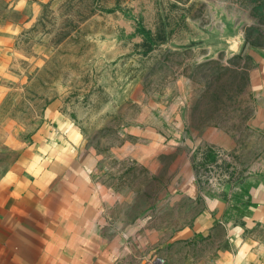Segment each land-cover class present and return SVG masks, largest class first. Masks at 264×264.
Instances as JSON below:
<instances>
[{
  "label": "rangeland",
  "instance_id": "obj_1",
  "mask_svg": "<svg viewBox=\"0 0 264 264\" xmlns=\"http://www.w3.org/2000/svg\"><path fill=\"white\" fill-rule=\"evenodd\" d=\"M227 21L264 52V0H0V146L73 153L103 260L113 240L120 257L169 247L263 148L259 64L221 46Z\"/></svg>",
  "mask_w": 264,
  "mask_h": 264
},
{
  "label": "crops",
  "instance_id": "obj_2",
  "mask_svg": "<svg viewBox=\"0 0 264 264\" xmlns=\"http://www.w3.org/2000/svg\"><path fill=\"white\" fill-rule=\"evenodd\" d=\"M239 30L236 22L227 21L225 35L218 38L223 48L233 50L232 57L243 50L259 64V95L264 100V52H254ZM55 111L47 106L45 116L60 122ZM251 124L264 142V104ZM262 146L248 152L252 163L239 171L238 180L199 200L201 209L171 233L169 247L146 246V255L136 259L132 247L124 249V257L117 256L113 240L104 247L103 260L99 216L86 213L97 206L94 188L87 169L73 164V153L41 135L22 150L1 145L0 264H264ZM5 153L12 154L9 162L3 159Z\"/></svg>",
  "mask_w": 264,
  "mask_h": 264
},
{
  "label": "trees",
  "instance_id": "obj_3",
  "mask_svg": "<svg viewBox=\"0 0 264 264\" xmlns=\"http://www.w3.org/2000/svg\"><path fill=\"white\" fill-rule=\"evenodd\" d=\"M145 34H146V36H147V34H149L150 32L149 31H146V30H144L143 31ZM148 37V36H147ZM147 43H145L144 45H145V49L146 50H149L151 47H152V43H150V42H148V41H146Z\"/></svg>",
  "mask_w": 264,
  "mask_h": 264
}]
</instances>
